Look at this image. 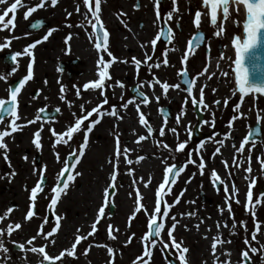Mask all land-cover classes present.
<instances>
[{"label": "rangeland", "instance_id": "rangeland-1", "mask_svg": "<svg viewBox=\"0 0 264 264\" xmlns=\"http://www.w3.org/2000/svg\"><path fill=\"white\" fill-rule=\"evenodd\" d=\"M105 4L103 10L102 20L107 21H116L121 20L124 21L126 25L125 30L128 34V49L132 50L130 53H126L127 48L118 51L117 60L118 64H113L111 79H108L107 82L112 86L116 84V81H120L122 83L125 82V78L129 77L131 81L129 82V87L137 81H146L152 79V76L155 75L161 81H167L170 84L180 83L181 77L177 75L178 71L184 66L182 65L181 59L173 60V65L171 70H166L164 73L159 72V70H163L161 65L160 68H152L149 71L148 66L143 63L144 52H148L153 55V61L149 63L155 62L157 59H162V52L164 50H168L169 56L171 53L178 52L180 48V44L184 45V49L186 50L189 46V41L198 33L203 32L207 41L205 45L197 50L191 49L189 51L188 60L186 62L187 71L189 73V77L192 78L200 73L206 65H208V69L210 63L212 61H219L220 67L217 68L214 72L216 75L212 76L211 79H207L206 76L208 73H205L204 76H200L196 81V86L194 87L193 94L198 97V89L200 86L206 85L204 88L205 99L211 96H215V99H219L218 94L220 88L224 86V89L230 88L223 92H221V97L219 100L223 103L224 99H228L227 108L223 106H217L213 103L210 110V113L206 116L210 121L213 120L214 113V126L210 124H206L204 126V132L211 134V139L204 144L203 148H200L195 143H192L189 140V136L185 131L186 125L188 122H193V126H195L196 118L190 103L185 107L184 99L187 95L184 89L185 87L181 84V89H170L167 98L161 95V89L158 85H154L153 88H149L146 84L143 86V92L146 93L151 99L153 96V92L155 95H161V99L159 103L155 100H151L147 106H145L144 113L148 121L151 123L152 127L156 130L153 132L152 137L149 140H146L144 143L143 152H141V156H144L145 159L140 165H135V169H132L131 175H129L127 170V177H125L126 186L125 188L119 189L117 187L115 195L111 198L114 202L113 204H109L105 209V216L101 218L100 222L97 224V230L90 236L87 240H82L80 244L77 245L76 248V256L69 257L65 255L60 261H55L54 264H108L109 260H112V264H133L135 258L140 255L143 251V241L142 237L148 231V217L145 214L144 209L142 208L139 212L134 211L132 213H128L123 211L121 206L124 203L130 200L131 206L134 210L137 205L135 203V192L138 189L141 194L140 203L148 210V213L151 214L155 207V191L158 188L159 184L163 180L164 168L165 164L162 163L164 157H168L167 164L171 165L173 163L177 164V166L184 164L188 160V153H191V159L197 160L199 163V158L196 153V149H200V155L203 156L205 161V168L203 170V174L201 175L199 169L194 164H187V167L183 172L180 173L178 179L174 184L171 185V192H167L163 190L166 194L164 195L161 202L165 205V201L172 205L168 209V216L164 218V229L161 230V238L167 241L169 238L167 236V231L172 224L171 217L175 216L179 223L177 224L173 236L179 242L183 240L184 245L189 248V252L186 254L189 264H213L215 259H207L214 257L211 253V243L212 238L207 241L208 236L205 235V239L200 240V250L203 251L206 247V251L204 252V260L201 261L197 259L195 256L193 258L190 257L191 245H189V238L194 233V230H199L196 227L197 224L206 218L203 223H201V227L207 223L210 227H213L218 232L216 228V223L219 221L223 223L227 222L229 227H221L219 232L222 234V239L225 241H231V243H224L223 245H217V253L216 256H219V261H224L225 259L230 260H238L241 261V251L247 250V246L244 241L246 238L250 240L252 246L260 248V245H264V196H260V191L264 186V172H261L260 163L258 161V157L260 159H264V139L260 143H248L245 145V150L243 153H237L233 148V145L236 144L238 147L241 143L242 139L245 136H248L249 130L255 125L256 118L262 117V125L264 130V96H251L247 98L246 101L235 96L231 98V92L233 88L231 85L234 83V75L232 73V69L229 67L228 62V41L229 38L233 37L237 34H242V22L243 18L240 13L230 12L229 19L224 22V33L217 37L214 36L213 33L216 31V27L212 26L209 22V17L202 16L201 24L199 29H197L194 24V12L197 9L201 8L202 0H177V6L179 8V12L174 13L171 21L168 22V26H171L174 32V38L171 44H165L161 42V40L157 41L155 46V50L153 52L152 46L149 44L147 48H141L139 45L141 43L149 42L151 39L155 37V35L163 29V23H165L166 14L172 7V0H163L160 4L159 11L161 13V19L157 23H153L155 20V6L154 0H102ZM39 3V0H27V8L32 7L35 4ZM80 5V12L75 11L76 5ZM139 4L140 7L136 8L135 5ZM87 11L84 6L83 0H58V3L55 6L51 5L50 0H46L45 6L43 8L37 9L35 12L31 13L27 18V26L31 21L34 20H49L53 22L55 26V31L52 32L50 36L52 39L45 41L42 45L35 47L32 49L34 54V63L37 61V68L40 69L41 79L45 76H54L59 73V62L63 61L66 54V47L68 45L71 46V42H68V45L65 44V38L71 35L82 36L83 29L77 25L83 23H87L86 20L83 19V13ZM207 11V10H204ZM68 12H71L72 15L69 17L67 15ZM122 13V15H118ZM90 16V14H89ZM146 20L150 24L149 27L153 29V32L149 33V30H146ZM234 21H240V24L234 23ZM221 19L218 21V25L220 24ZM141 24L144 25L143 30H141L138 26ZM71 24V27L68 25ZM116 24L118 22L116 21ZM139 28V29H138ZM130 29V30H129ZM138 30L139 35L138 39L135 36V30ZM115 30V29H114ZM46 32H29L27 31V45L29 39L33 37H42ZM72 39V38H71ZM175 48V51H172V48ZM223 53L225 55L224 60H219V56ZM135 56L137 59L142 61V65L144 66L143 70H137L134 67V64L131 62V58ZM172 58V57H171ZM120 59V60H118ZM122 59L127 60L128 63H125L126 71L125 75L121 72H117L118 69L123 68L124 64ZM32 62V57L27 56V65ZM33 63V64H34ZM221 71H229L230 75L228 77H223L220 75ZM127 75V76H126ZM95 76L94 74L92 77ZM59 77V76H58ZM60 78V77H59ZM61 81L64 82L68 87H72L76 84H70L66 77H61ZM42 83V82H41ZM40 83V85H41ZM40 85H37L38 87ZM36 86V84H35ZM149 88V89H148ZM212 89H216L215 92ZM114 91V89L111 88ZM174 95V96H172ZM122 95H120L121 97ZM126 99V96H124ZM233 97V96H232ZM215 101V100H214ZM188 102H191L189 99ZM239 103L245 104L244 108L239 109L238 111L233 110L231 112L229 110V116L236 115L239 117L240 113H244L243 117H240L236 122L235 126L229 128L228 123L226 121L229 119L224 115L226 111H228V107L234 104ZM185 107V115L181 119V123L176 125L175 118L177 114L181 111V108ZM160 108L174 109L175 113L173 115V119L171 121H167L166 134L163 137H159L158 130L161 124L164 121L163 116L158 111ZM152 119V120H150ZM192 125V124H191ZM176 127L179 133V140L184 141L188 140V144L186 145L185 150L182 152H175V145L177 143V137L168 131L167 129ZM146 129V128H145ZM230 133V146L231 149L227 152V156L224 155L223 151L226 149L228 144L225 143V134ZM233 133V134H231ZM144 135H147L144 133ZM157 139L163 140L167 143L170 148L173 149V152L169 154V152L162 147H157L155 141ZM224 140V145H218L215 141ZM20 143V142H17ZM71 143V142H70ZM254 144V147L252 146ZM30 146V145H29ZM65 153L69 154L70 147L64 145ZM216 147H221V153L213 156L214 150ZM32 164L35 158V154L40 151L42 152L43 162L47 166H51L50 171L57 168V159L56 153H59L58 149H54V154H51L49 151H41L32 147ZM51 150V149H50ZM60 159L63 158L60 155ZM63 154V153H62ZM65 154V157H66ZM143 154V155H142ZM172 155L176 157L175 161L172 160ZM250 155L251 157V168L252 172L250 174H246L243 169L248 166L247 157ZM217 158L216 164L213 163L214 159ZM233 158H236L238 161H245V163L240 165V168L237 169L235 165H232ZM65 160V159H64ZM222 161H228L230 167L225 168V165ZM147 163H152L150 166H155L154 174L157 176L159 183L157 186L154 183L148 185V187L144 186V179L141 180L139 173L143 171V167ZM61 166V164H59ZM149 166V167H150ZM138 168V169H137ZM131 169V168H130ZM215 169L218 175L221 178L226 179V183H229V188H231V184L234 183L236 188L238 189V193L236 195V199H239L240 203H236L235 199L231 200L232 206V217H229V213L226 209V195H230L231 193H225L223 190V185H221L222 190L217 191L216 187L213 186L211 171ZM140 171V172H139ZM231 173V175H227V173ZM170 175V174H169ZM248 175L249 178L256 177V184L252 187L253 192V200L255 201L257 198L261 200L259 205H256L255 211V220L251 215L252 206L249 205L248 209L241 204L240 197L243 194L240 190V184L243 183L245 176ZM133 180L136 181L133 184ZM190 181V182H189ZM249 183V180H246ZM245 185V182L243 186ZM103 187H97L93 190V194L89 195L87 199L86 189H77L75 185H71L66 194L60 200V206L57 211V214L62 216L63 219L60 221V228L54 234L57 237H60V233H62L64 229V225H67L69 229V236L64 240L62 237L60 240H55L56 243L52 245L48 244L49 250L52 252L61 251L64 248H69L71 244L74 242V238L77 234V228L80 229V234H87L91 230V224H87L86 226H82L80 224L75 226V223L78 221L79 217H77L73 210V205L75 204H83L82 211L80 214H83L85 217H96L98 207L103 202ZM148 192L151 196L147 197L143 195V191ZM183 192V196H180L179 202L174 203L176 198ZM200 193L205 194L208 199H212L214 201L213 205L205 204L200 199ZM131 194V195H130ZM90 199V200H89ZM84 202V203H83ZM115 209L111 214L110 210ZM221 209H224L223 213H221ZM165 210V208H164ZM195 212V216H188L186 213ZM185 214V215H181ZM160 217H157V221ZM233 219L237 222V227L234 232L231 231V225L233 223ZM241 221L245 222L244 225H241ZM255 221L261 222V232L257 233V240L251 241V234L254 231ZM117 222V223H116ZM43 224L42 222L39 224H34L29 227L30 230L34 228L31 235L36 234L39 228V225ZM111 224L114 229H119L118 232L114 231L113 235L117 238L112 240L109 238L107 226ZM44 225V224H43ZM54 223L49 226L47 231H50L54 227ZM245 226L247 230H245ZM83 227V228H82ZM193 228V229H192ZM217 234V233H216ZM215 236V235H214ZM14 237V236H12ZM11 237V238H12ZM28 237V236H27ZM122 237V245L118 243V238ZM56 238V237H55ZM41 245L46 243L43 238L38 237ZM20 243H22L20 241ZM192 244V243H191ZM38 245V246H41ZM89 245L91 247L89 248ZM96 245H106L107 247L113 248V254L110 257L107 251V247H97ZM208 245V247H207ZM29 247V246H28ZM47 248L45 249L47 251ZM89 248L87 255L84 254V250ZM160 245L157 243L156 248L153 250V256L150 264H168V261L165 259V253H162L160 250ZM228 250L231 253V256H225L222 254V250ZM175 250L169 247V253L174 252ZM24 255H27V259L36 260L39 262L42 260V256L32 252H18L15 256V260H11L7 264H30L27 263L24 259ZM249 255L255 260V264H264V250L258 251L257 253ZM174 257V256H173ZM121 259L123 262H119L118 259ZM175 259V257H174ZM175 261L179 264V261L175 259ZM219 261L216 264H219ZM235 262V261H234Z\"/></svg>", "mask_w": 264, "mask_h": 264}, {"label": "snow or ice", "instance_id": "snow-or-ice-1", "mask_svg": "<svg viewBox=\"0 0 264 264\" xmlns=\"http://www.w3.org/2000/svg\"><path fill=\"white\" fill-rule=\"evenodd\" d=\"M51 5L55 6L58 3V0H50ZM8 3V0H0V5H5ZM46 0H39V3L35 4L32 7H28L27 11L24 13L25 19L28 18V16L35 12L39 8H43L45 6ZM84 6L86 7L87 11L83 13V19L87 21V23L92 28V34L89 35V39L92 40L93 35H95V44L94 47L97 50L98 53H100L101 50L103 52L107 53L108 57H111V61H105L103 55H99V58L96 61L97 64V70H98V79L95 81H90L88 83H85L83 85V88L85 90L91 88L93 90L100 89V95L103 96V100L100 101L98 104H96L94 107H92L89 111L85 113V106L84 104L80 105V110L82 115L77 116L76 113H73V116L75 118L74 124L67 127V129L61 133H57L54 129H50V132L52 136L55 137V141L53 143V148L56 147V145L63 143L64 145H68L69 141L73 137V133H76L81 130V126L84 123V121L88 120L89 117L93 115V113L96 114V118L89 121L87 127L84 129V136H83V142L79 145L78 150L72 149V151L68 154V156L63 161V167L60 169V171L57 173L56 176V184L51 188V192L54 194L50 200L49 203V209L54 212L55 206L57 205L61 194H66L67 189L69 188V182H74L76 177L80 176V172H75L73 174V170L75 169L76 165L79 163L81 157H83L85 153V148L88 145L89 140V133L93 131V128L95 125L99 124L101 122V118L104 116H110L115 117L117 121H120L123 119V116L120 114L118 108L116 105H111L110 110H104V105L108 104V97L104 93L105 89V80L111 79L109 74V66L111 62H114L117 60V57H115L111 51L108 50V37L109 33L105 29L104 23L101 19V0H83ZM161 0H154V6H155V20L153 23H157L161 19V13L159 11ZM20 7H24L25 5L22 4V0H14L8 6L3 12H0V25H2L3 28H8L9 25H12L14 28L15 25L13 24V21L15 19V13L16 10ZM136 8H139L140 5L136 4ZM230 9L233 12L240 13L244 16L243 20V31L242 34L234 35L231 39V46L235 49V59H232L231 57H228V59L231 61L229 67L232 69V73L235 78V85L236 89L233 91V95L236 94V90L238 89L240 93V100L242 101L244 96L248 93H261L264 94V75H260L258 78L252 77V71L253 68H250L248 66V61L255 60V52L260 47L261 43L264 42V0H202L201 8L197 9L194 12V20L193 24L194 26L199 29L201 24V18L202 16L209 17V22L212 26L216 27V31H214V36H221L224 33V22L229 19L230 16ZM207 10V11H204ZM76 12H80V5L77 4L75 7ZM179 12V8L177 6V0H172V7L166 14L165 19V25L168 26V22L171 21L174 13ZM9 13H12V17L5 22V18L9 16ZM218 13L222 14V19L220 24L218 25ZM90 14V16H89ZM67 15L70 17L72 15L71 12H68ZM122 15V13L118 14ZM42 22H36L31 25L33 29H36ZM123 23V21H122ZM236 24H240V21H234ZM72 25L69 24L68 27H71ZM79 27H84V24L81 23L77 25ZM99 26V27H98ZM126 26V25H125ZM130 30V29H129ZM55 31V29H49L47 33L42 37V39H39L35 41L34 43H30L27 45L23 51H17L13 53L10 57V59L15 63L17 62V58L21 57L23 55H27L29 57H32V62H30L27 65V74L23 76V78L19 81V85L15 86L14 88L10 87L8 89L9 91V99L6 101L3 98H0V121H3L6 117H10L11 121L10 124L7 126L9 130H3L0 131V149L3 150V158L9 162V166L11 167V163L9 160L8 152V144L5 142V137L10 136L12 133L20 130L22 127H24L23 124L17 123V121L20 119V117L17 114V105H18V94L21 92V89L24 87V85L30 81L33 78V63H34V54L32 52V49L36 47L37 44L41 43L42 41H47L49 37L52 35V32ZM162 37H166L168 40V43L171 44L172 40L174 38V32L171 26H168L167 33L163 31L161 28L160 31L155 35L153 39H151L149 42L141 43L139 46L143 48H147L150 44L152 46V50L154 52L155 46L157 44V41L160 40ZM19 37H12L11 39H18ZM11 39L6 40L3 43H0V49H3L5 47L10 46ZM71 39V35L67 36L65 38V44L68 45L69 40ZM204 40V33L199 32L197 33L192 40H190L188 48L185 50V53L183 54L181 58L182 65H184L177 73L179 77H181L180 83L170 84L166 80L161 81L158 77L155 75L152 76V79L146 80V81H139V88H143V86L146 84L149 88H153L154 85H158L159 88L162 90L161 95L164 96V98H167V94L170 89H181V83L185 84L186 87L182 89L187 93L185 99H184V105L185 107L188 104L189 99L191 100V104L194 108H202V109H208L209 105L205 102V95H204V88L206 85H201L198 89V97L197 95L193 94V88L196 84V81L199 79L200 76H204L205 73H208V65L204 67V69L198 73L196 76L192 78L189 77V73L187 71L186 62L188 60L189 51L193 48L199 47L200 43H202ZM68 50L70 51V45H68ZM172 51H175L176 49L173 47L171 49ZM162 59H157L153 63H149L150 61H153V55L149 54L147 51L144 52V59L143 63L148 66L149 71H151L152 68H160L161 65L168 66L169 60H168V50H164L162 52ZM225 55L221 53L219 56V60H224ZM123 63H128L127 60L121 61ZM131 62L135 65L136 69L138 70L141 66L142 61L140 59H137L135 56L131 58ZM219 61L216 64V68H219ZM17 70L16 67H13L11 70V73H14ZM9 73V75L11 74ZM216 75V72L208 73L206 76L207 79H211L212 76ZM220 75L223 77H228L230 75L229 71H221ZM187 78V79H186ZM0 79H7V76L0 75ZM47 83V81H45ZM116 85L123 88L124 85L120 81H116ZM76 88V96L80 97L81 92L80 88L77 86H73ZM110 87V86H109ZM213 92L216 91V89H212ZM65 86L61 84L60 86V96L59 98L61 100H65ZM139 95L141 97L140 101L137 103L135 99L130 98L123 104H121L119 107L122 109H127L130 104L135 106V109L138 114V123L146 128L147 135H138L135 143L139 144L141 141H144L146 139H149L152 137V134L154 131H156L151 123L148 121L146 114L141 111V105L147 106L149 103H151V100H155L157 103H159L161 99V95H155L153 92V96L150 99L149 96L144 93L143 91H139ZM121 99H123V96H121ZM90 103V101L86 102ZM214 104L219 106L221 104V100H215L213 101ZM223 104H228V99L223 100ZM68 106L71 107L72 103L69 101ZM240 104L237 103L235 105V110L238 111L240 108ZM185 107L181 108V111L177 114L175 118L176 125H179L181 123L182 117L185 115ZM56 112H59L60 109L56 108ZM161 115L165 117L163 123L161 124L158 135L159 137H163L166 134V128H167V113L164 111L163 108H160L158 110ZM45 109L40 108L38 109V114L33 120H28L27 124L35 123L37 120L41 119L40 113H44ZM213 120L211 121V126H214V113ZM244 113H240L239 117L234 115L232 116L231 120L229 121V128L232 127V121H235L236 119L243 117ZM259 113H258V120H259ZM204 123H209L208 121H205ZM171 133H173L177 137V143L175 145V152H182L185 150L186 145L188 144V140L180 141L179 140V133L176 127H172L167 129ZM192 125L191 122H188L186 125L185 131L187 132L188 136L191 137L192 135ZM41 131L42 126L40 130H37L34 133V138L32 140V144L35 146L37 150L42 149V143H41ZM251 133L249 132V136H245L239 146L233 145V148L237 153H243L245 150V145L249 143V137ZM66 137V138H65ZM230 138V133L225 134V139ZM211 139V137H210ZM157 147H162L163 149L167 150L169 154L173 152V149L170 148V146L165 143L163 140L157 139L155 141ZM218 145H224V140H218L215 141ZM203 143H201L200 148H203ZM254 147V144L252 145ZM132 151L131 149L125 147L121 151L120 147V138L119 134L117 133L115 135V163L113 167V172L111 174V182L103 189V202L98 207L97 215L91 224V230L87 234H80V229L77 228V234L74 238V242L71 244L69 248H64L59 252L57 255H49V253L45 250L48 247V244L51 243L54 245L56 243L55 239L49 240V238L54 237V234L59 230L60 228V221L63 219L62 216L56 215V223L54 227L48 231L44 232L43 230V224L39 227L36 235L31 236L25 243H18L16 241H12V243L19 248L21 251H28L32 253H36L42 256V260L40 261V264H54L55 261H60L65 255L69 257H75L76 256V248L77 245L80 244L82 240H87L90 236H93V234L97 230V224L100 222L101 218L105 216V209L109 206V204H113L114 201H112L111 197L115 195V189L116 184L115 181L117 179V173H116V164L119 162V157L121 154L125 157V162L127 164H132L133 161L131 159H128V153ZM197 153V156L199 158V163H197V160L191 159V153H188V160L182 165L177 166V164L173 163L171 165L167 164L168 157H164L162 163L165 164L164 168V175L163 180L159 184L158 188L155 191L156 201H155V207L151 214L148 213V210L140 203L141 200V194L139 190L137 189L135 192V203L137 207L134 209L135 212H139L142 208L145 211L146 216L148 217V231L144 234V236L141 238L143 241V251L140 255H138L135 260L133 261V264H150L152 256H153V250L156 248L157 243L160 245V251L162 253H168V255L165 256V259L168 261V264H174L173 260L170 259V256H174L176 260L179 261V264H189V261L187 259V253L189 252V248L184 245L183 240H180L179 242L176 240V238L173 236V232L179 223L177 221L175 216L171 217L172 224L169 227L167 231L168 240L165 241L161 238V230L164 229V218L168 216V209L172 207V205H169L165 201L164 208L165 210L161 212V201L166 194L163 190L165 189V186L168 185L167 192H171V185L175 183V177H177L181 172L184 171V169L187 167V164H194L199 169L201 175L203 174V170L205 168V161L203 159V156L200 155V149L195 150ZM221 153V147H216L213 153V156L216 154ZM172 160L175 161L176 157L172 155ZM23 159L25 161L28 160V156H23ZM56 159L59 162L60 156L59 153H56ZM145 159L144 156H138L136 158V162L139 163L141 160ZM248 166L243 169V171L246 174H250L252 172L251 168V157L250 155L246 158ZM261 170L264 171V159L257 158ZM225 165V168H229L230 165L228 161H222ZM245 163V161H238L236 158H233L232 165H235L237 169L240 168V165ZM45 171L46 166H40L37 167L35 164V161H33V173H38V179L37 182L33 187L30 189V204L29 208L25 214L24 220L29 221L31 220L37 213L35 212V206H36V199L38 193L42 192L44 190V186L46 185V177H45ZM67 173V175H65ZM129 175L132 173V169H128ZM169 174H171L172 179L170 180ZM16 175L15 171L11 172L9 174V178H12ZM227 175H231V173H227ZM211 177H212V183L213 186L216 187L217 184L223 185V190L225 193H231L230 195H226V209L229 213V217H232V206H231V200L235 199L236 203H240L239 199H236V195L238 193V189L236 188L235 184H231V188H229V183H226V179L221 178L215 169L211 171ZM143 180V178H140ZM246 180H249L247 193H246V210L248 209V206H252L251 215L253 216L255 220V207L256 205H259L261 203V200L257 198L255 201L253 200V192L252 187L256 184V177L249 178L248 175L245 176ZM151 182V177H149V180L144 183L145 187H148V184ZM190 182V181H189ZM136 181L133 180V184H135ZM219 190V189H218ZM131 195V194H130ZM180 196H183V192L180 193V195L176 198L174 203L179 202ZM261 196H264V193H261ZM221 213H223L224 209L220 210ZM13 212V207L10 206L7 208V210L0 214V221H4L10 213ZM185 215V214H181ZM188 216H195L196 213L188 212L186 213ZM160 217V222H157V217ZM47 220H44V223H46ZM201 223H203V220H201ZM241 225H244L245 222L241 221ZM199 224L196 225L197 228H199ZM22 227L21 223L15 222V223H9L6 228H0V253H3V259L0 260V264H7V260L10 258L7 254L9 253V248L5 246V242L3 237L5 234H7L9 237L12 235L13 231L19 230ZM221 227H229L226 221L223 223L217 222L216 228L218 229V232L215 236L212 237V243H211V253L215 257V260L213 264H216L217 261H219V256H216L217 253V245H223L224 243H231V241H225L222 239V234L219 232V229ZM237 227V222L233 219V223L231 225V231L234 232ZM108 235L109 238L112 240H115L117 237L113 235V232H118L119 229H114L111 224L107 226ZM245 230H247L245 226ZM261 232V222L255 221L254 225V231L251 234V241L257 240V233ZM46 242L43 245L37 247L34 246L33 242L38 238L41 237ZM159 238V239H158ZM207 238V237H205ZM245 245L247 246V250L241 251V261L239 264H251V256L249 253H257L258 251L264 250V245H260V248L254 247L251 245L250 240L248 238L244 241ZM33 245L32 247H29L26 249L25 245ZM171 245V248L174 249V252L169 253V247ZM97 247H107L106 245H96ZM91 245H89V248ZM89 248H86L84 250V254L87 255ZM107 251L109 256L111 257L113 254V248L107 247ZM222 254L225 256L230 257L231 253L228 250H222ZM108 264H112V260L110 259ZM219 264H230V261L228 259H225L224 261H219Z\"/></svg>", "mask_w": 264, "mask_h": 264}, {"label": "flooded vegetation", "instance_id": "flooded-vegetation-1", "mask_svg": "<svg viewBox=\"0 0 264 264\" xmlns=\"http://www.w3.org/2000/svg\"><path fill=\"white\" fill-rule=\"evenodd\" d=\"M12 2H14V0H8L7 4L0 5V12H3V10L10 6ZM22 4L25 6H18L16 10L15 19L13 21V24L15 25L14 28L12 27V25H9V27L5 29L2 27V25H0V43L5 42L6 40L11 39L12 37H19L18 39H11L10 46L0 49V75L7 76L6 80L0 79V98L5 99L6 101L9 99L8 89L10 87L14 88L15 86H18L19 81L23 78L24 75L27 74V55L18 57L17 62L15 63L10 59L13 53L17 51L22 52L23 49L27 46V19H25L24 17V13L27 11V0H22ZM12 15V13H9V16L5 18V22H7V20L10 19ZM102 21L104 23L105 29L109 33L108 50L111 51L112 54L118 58V51H121L125 48H127L126 53H130L132 50L128 49L129 40L128 34L126 33V31H124L125 22L123 21L122 23L121 20H116L118 22V24H116V21L113 20L107 21L105 19ZM44 25V28L36 32L44 31L47 33L49 29H54L55 27L53 25V22L49 20H45ZM138 27L143 30L144 25L140 23ZM81 28L83 29V32L81 34L82 36H80V34L73 35L71 37L72 39L69 40L71 42L70 51L68 50V47H66L65 51L67 56L63 58V61L59 62L58 74L54 76L45 75L41 79V76L39 77L41 71L37 68V61L33 64V78L24 85L17 98V114L20 117L17 123L23 124L24 127L12 133L10 136L5 137V142L8 144L9 148L8 156L11 163V167L9 166V162L3 158V150L0 149V214H3L8 207H13V212L10 213L4 221H0V228H6L9 223L15 222H19L22 225L19 230L13 231L10 237L7 234H5V236L3 237L5 246L9 248V253L7 255L10 258L7 260V263L11 260H15V256L18 252H27L21 251L12 243V241H16L18 243H20L21 241L22 243H25L31 236L36 235H31L34 228L30 230L29 227L32 228L34 224H39L42 222L44 224V232H48L47 229L49 228V226L53 223H56L55 216L58 215L57 211L60 206V200L64 194H61V197L57 205L55 206L53 212L48 207L50 200L54 195L51 192V188L56 184L57 173L63 167V161L68 156V153H65L64 149L66 146H64L63 143L58 144L55 148H53L55 137L52 136L50 129H54L57 133L65 131L67 127L74 124L75 122L76 117L73 116V113H76L77 116L82 115L80 110L81 104H84V114H86L87 111H89L92 107H94L96 104L103 100V96L100 95V89L93 90L89 88L85 90L83 88V85L90 81H95L99 78L96 64L99 55H103L105 61H111V57H108L107 53L103 52V50H101L100 53L97 52L94 47L95 35H93L92 40L89 39V35L92 34V28L88 23H85L84 27ZM163 28L165 27L163 26ZM138 32L139 31L136 29L134 33L136 39H138ZM42 37H33L29 39L28 45L30 43H34L39 39H42ZM50 39L52 38L49 37L48 40ZM43 43H45V41H42L41 43L37 44L36 47L42 45ZM118 63V61L111 62L108 69L110 76L112 73L113 64L116 65ZM123 64L124 67L118 69L117 72H121L123 75H125L124 73L126 71V65L125 63ZM13 67H16L17 70L14 73H11ZM143 69L144 66L141 64L138 70L140 71ZM9 73L11 74L9 75ZM93 74L95 76L92 77ZM58 76L60 78L66 77L70 84L76 83L75 86L80 88V97L76 96L75 87L73 89L72 87H68L64 84L63 81L60 80ZM124 80V87L121 88L116 84L112 86L111 84H109V82H107L108 79H106L104 89V93L108 97V104L104 105V110H110L111 105H116L120 114L123 116V119L117 121L115 117H110L106 115L101 118V122L99 124L94 126L93 131L89 133V140L88 145L85 148V153L83 157H81L75 169L73 170V174L78 171L81 173V175L76 177L74 182H69V187L71 185H75L77 189L85 188L87 199L89 198V195L91 196V194H93L94 189H96L97 187L105 188L111 182V174L113 172V167L115 163V135L117 133L119 134L120 138L121 151L125 147L132 150L128 153V159H131L133 163L130 165L127 164L125 162L124 155H120L119 162L118 164H116V189L117 187H119V189L125 188V177H127V170L129 168L135 169V165H140L144 160H141L139 163L136 162V158L138 156H141V152H143L142 148L144 147L145 141L149 139L141 141L139 144L135 143V141L138 135H144V133L147 134V131L144 126L138 123L139 117L134 105L130 104L126 110L119 107L121 104H123L130 98L135 99V101L138 103L141 99L139 91H143V88H140L138 91L139 83L137 81H135L129 87V82L131 81L129 77H126ZM45 81H47V83H45ZM61 84L65 86V100H61L59 98ZM37 85L40 86L38 87ZM111 88L114 89V91L111 90ZM220 94L221 92L219 91V99L221 97ZM120 95H122L123 98H125L124 96H126V99H121ZM249 97L250 95H247L245 98ZM219 99H215V96H210L209 98L207 96L205 102L209 105L208 109L212 108L211 106L213 105L214 100ZM69 101L72 103L71 107L68 106ZM88 101H90V103H86ZM188 103L191 104V102ZM235 105L236 104L229 106L228 111L224 113V115L229 118L226 121L228 125L232 116H234H229V110L233 112V110H235ZM219 106L227 108V106L224 105L222 102ZM189 107L193 110L196 118L195 126H193L194 121L191 122L193 130L191 137H189V140L200 147L201 143H203L204 145L211 137V134L204 132V126L206 124L211 123V121L206 117L210 113V110L194 108L192 104ZM244 107L245 104L243 103L241 104L239 109ZM40 108L45 109L44 113H40L41 119L37 120L35 123L27 124L28 120L35 119L38 114V109ZM56 108H59L60 111L56 112ZM144 109L145 106L141 105L142 112L144 111ZM168 110L170 115L168 120L171 121L173 119L175 111L172 108H168ZM201 116L202 119H200ZM95 118L96 114L93 113V115L89 117L88 120L84 121L81 126V130L76 133H73V137L67 145L68 147H70L69 152H71L74 148L78 150L79 145L83 142L84 129L87 127L89 121ZM10 121V117H6L3 121H0V131H10V129L7 128V126L10 124ZM205 121H208L209 123H204ZM199 122H201L202 125L199 129V133L196 134V137L198 138H193L194 130ZM236 122L237 120L232 121V126H235ZM258 122L262 124V117H260L259 120L258 117L256 118V123ZM41 126V151H49L51 154H54V149H58L59 153H61L60 155H62L63 158H61L60 161L57 162V168L50 171L51 166H47L43 162L42 152L40 153L39 151L35 154L34 161L36 166H46V185L44 186V190L38 193L37 195V199L35 202V212L37 213V215H35L31 220L25 221L24 217L30 204V189L35 185L38 179V173H33V164L31 162V148H35V146L32 144V140L34 138V133L37 130H40ZM199 138H202L203 141H200ZM25 155L28 156L27 161L23 159V156ZM59 164H61V166H59ZM13 171H15L16 175L12 178H9V174ZM114 210V208L113 210L111 209L110 213L112 214ZM45 219L47 220L46 223H44ZM40 226L41 225H39V227ZM34 242H40V239H36ZM28 246L30 247V245H25L26 249L29 248ZM3 256L4 254L0 253V260L3 259ZM24 259L27 262V255H24ZM239 262V259L230 260V264H239ZM251 264H255V260H253L252 257Z\"/></svg>", "mask_w": 264, "mask_h": 264}, {"label": "bare ground", "instance_id": "bare-ground-1", "mask_svg": "<svg viewBox=\"0 0 264 264\" xmlns=\"http://www.w3.org/2000/svg\"><path fill=\"white\" fill-rule=\"evenodd\" d=\"M104 7H105V4L101 0V13H100L101 18L104 15V13H103ZM230 12H232L231 9H230ZM241 16H242V18L244 20V16L243 15H241ZM220 19H222V14L218 13V21ZM146 22H147L146 23L147 25H146L145 29L149 30V33L153 32V29L149 27L150 24L148 23L147 20H146ZM242 28H243V22H242ZM232 38L233 37L229 38V41H228L229 43H228L227 55H228V57H231L232 59H235V49L231 46V39ZM184 48H185L184 45L180 44V48H179L178 52L171 53V56H169L170 55V53H169L168 54L169 65L162 67L163 70H159V72L164 73L166 70H171V67L173 65V63H172L173 60L175 61L177 59H181L183 54L185 53V49ZM217 62L218 61H212L210 63V66H209V69H208V73L214 72L217 69L216 68ZM228 62H229V65H230L231 61L229 59H228ZM232 86H233V90L230 91L231 92V98H234L235 96L240 98V93H239L238 89L236 90V94L233 95V91H234V89H236L235 81H234L233 85H231V87ZM229 88H230V84H229ZM229 88L224 89V86H223L222 88H220V91L225 92ZM257 95L258 94H255V96H257ZM172 96H174V95H172ZM245 101H246V99H245ZM231 134H233V133H231ZM230 142H231V138H228V139L225 140V143L228 144L227 145L228 147L226 149H224V151H223L225 156H227V152H229L230 149H231V147H229L230 146L229 145ZM216 160H217V158L214 159V161H213L214 164L217 163ZM150 165H152V163L145 164L144 167H143V171H141V172L139 171L140 173H139L138 177L139 176L141 177V175H142L143 179H144V183L149 180V177H151V182L148 185L154 183V185L157 186L158 183H159V180L157 179V176L154 174V170L156 169V167L155 166H150ZM244 182H245V185L243 186ZM247 184L248 183L246 182V180H244L243 183L241 182V184H240V190H241V193L243 194V196L241 195L240 200H241V204H243L244 206L246 204V192H247V187H248ZM143 195L147 196V197L151 196V194H149L145 190L143 191ZM82 205L83 204H75V206L73 205L74 213H75V215L77 217H79L78 221L75 223V226L78 225V224L82 225L83 227L86 226V224L90 225V224L93 223V221L95 219V217H90V216L89 217H85L83 214H80L82 211H84L82 209ZM121 208H122L123 211H126L129 214L134 211V210H132L133 207L131 206L130 200L128 202L124 203L123 206H121ZM205 219H206L205 217H204V219L202 218L203 221ZM199 225H200L199 226L200 227L199 230H195V229L192 228L194 230V233H192V236L189 238V245H191L190 257L193 258L195 256L197 259H200L201 261H203L204 258H205L204 252L206 251V247L204 248L203 251L200 250V246H199L200 245V240L201 239H205L204 237H205V235H207L208 236L207 241H208L210 238H212L214 235H216L217 231L214 228V226L210 227V223H209V225L207 223H205V225L203 227H201V221H200ZM114 228H115V226H114ZM68 231H69V229H68L67 225H64V229H63L62 233L59 234L60 237H57L58 235L57 236L54 235V237L49 238V240H51L53 238L55 240H60L62 237H64V240H65V239H67V236H69V234H70ZM122 241H123L122 237L118 238V243L120 245H122ZM33 244H34V246L39 247L38 245H41L42 243L34 242ZM32 246L33 245H30V247H32ZM207 247H208V245H207ZM47 252L49 253V255H57V254H59L60 251H56V252L53 251L52 254H51V251L49 250V248H47ZM206 258L207 259H215V257L208 258V256H206ZM37 260L38 259H36V260L27 259V263L38 264L39 262ZM118 260H119L120 263L123 262L120 258Z\"/></svg>", "mask_w": 264, "mask_h": 264}, {"label": "water", "instance_id": "water-1", "mask_svg": "<svg viewBox=\"0 0 264 264\" xmlns=\"http://www.w3.org/2000/svg\"><path fill=\"white\" fill-rule=\"evenodd\" d=\"M161 2H163V0H161ZM36 22H38V21L31 22V23L29 24L28 30H30V31H35V30H39V29H41V28L43 27V24L41 23L36 29H33V28L31 27V25H32L33 23H36ZM39 22H42V21H39ZM167 30H168V29L164 30V32L167 33ZM162 40H163L165 43H168V40H167L166 37H162ZM205 40H206V37H205V35H204V40H203L202 43H200L199 47H201V46L204 45ZM199 47H196V48H193V49H198ZM248 66H249L250 68H253V71H252V77H254V78H258L260 75H264V42H262L261 45H260V47L256 50V52H255V60H254V61H252V60H249V61H248ZM187 78H189V77H187ZM187 78H186V79H187ZM182 84H183V83H182ZM183 85H185V84H183ZM185 86H186V85H185ZM258 95H260V94H258ZM165 112L167 113V118H168V117L170 116V115H169V111H165ZM200 119H202V116H201ZM199 124L201 125V122H200ZM198 129H199V127H197L196 130H195V134H194V135H195V138H198V137H196V134H198ZM199 139H200V138H199ZM262 139H263V136H262V129H261L260 124H257V125L251 130V135H250V137H249V141H257V142H259V141H262ZM200 140H201V139H200ZM180 166H182V165H180ZM178 167H179V166H178ZM65 175H67V173H66ZM178 176H179V175H178ZM178 176L175 177V181L177 180ZM169 178H170V180L172 179L171 174H170ZM167 188H168V185H166L165 190H167ZM217 189L220 190V185H218V184H217ZM200 197H201L202 202H204V203H209V204H213V200H211V199H207V197H206L203 193L200 194ZM161 211L163 212V205H162V207H161ZM159 222H160V221H159ZM167 255H168V253H167ZM170 259L173 260V257L170 256ZM173 262H174V264H177L174 260H173Z\"/></svg>", "mask_w": 264, "mask_h": 264}]
</instances>
